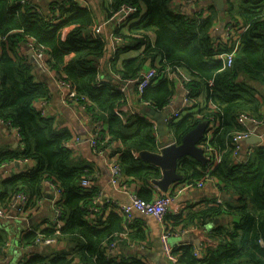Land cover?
I'll return each mask as SVG.
<instances>
[{
  "label": "trees",
  "instance_id": "16d2710c",
  "mask_svg": "<svg viewBox=\"0 0 264 264\" xmlns=\"http://www.w3.org/2000/svg\"><path fill=\"white\" fill-rule=\"evenodd\" d=\"M173 1L110 0L106 6L101 4L104 14L110 17L122 8H132L114 29V35L123 39L122 44L106 58V43L102 33L93 30L96 17L88 3L0 0V119L15 129L18 137L14 149L0 148V165L17 159L33 163L27 170L0 181V206L6 207L15 193L23 192L27 195L25 208H30L43 197L45 182L57 185L60 196L54 207L59 210L62 224L55 227L50 223L38 232L26 231L22 239L25 244H37L39 236H55L66 243L61 252L32 253L24 264H73L75 259L77 264H146L122 253L109 255L111 243L129 247L144 239L143 231L133 216L127 219L109 204L93 203L99 190L96 183L88 188L80 185L83 176L93 175L92 169L83 161H75L72 150L64 146L79 131L57 124L51 115L41 116L35 108L36 102L48 97L49 88L20 52V43L29 41L47 56L48 68L74 89L87 118L104 123L100 139L105 135L109 139L102 146L111 141L119 144L113 152L124 180L149 183L160 177L157 166L134 156V152H155L167 141L181 142L200 122H216L209 144L220 154L219 162L209 169L208 162L185 156L178 160L176 171L182 175L181 183H195L208 174L229 198L166 212L163 221L172 231L179 225H204L223 214L237 219L213 226L210 232L215 242L201 256H196L190 246L173 248L172 253L177 257L176 264H264V142L244 154L241 161H237L241 148L231 143L236 132L245 130L237 121L239 113L264 118V0L228 2L229 15L238 14L245 29L231 64L225 66L218 54L234 46H216L213 42L214 14L179 13L173 10ZM127 50L140 53L118 66L120 54ZM148 67L157 72L164 67L180 68L187 77L183 84L189 91L188 98L193 99L180 118L167 122V140L155 135L153 123L139 107L145 102L158 111L167 107L177 95L176 81L155 77L138 95L133 88L127 89L128 98L133 93L138 106L134 112L124 114L125 120L114 111L125 103L119 86ZM181 107L180 100L176 109L181 111ZM137 194L149 199L140 191ZM124 233L122 239L120 234ZM5 240L0 233V252Z\"/></svg>",
  "mask_w": 264,
  "mask_h": 264
},
{
  "label": "crops",
  "instance_id": "0c3cea01",
  "mask_svg": "<svg viewBox=\"0 0 264 264\" xmlns=\"http://www.w3.org/2000/svg\"><path fill=\"white\" fill-rule=\"evenodd\" d=\"M36 3H49L53 0H34ZM91 6L95 13L96 23L100 26V33H102L105 43H106V53L107 58L112 54L117 46L122 44V40L117 41L114 37V19L113 17L106 16L104 14V7L110 0H86ZM240 0H175L172 2L171 6L174 11L183 13L186 15L201 14L202 16L209 13L214 14V18L211 24V37L213 42L218 46H225L227 26L236 25L234 29L239 28V32L243 31L241 27L242 22L238 14L233 13V17L228 13V2H233L237 4ZM236 32V31H235ZM20 52L25 54L24 45L20 47ZM140 53V50H127L120 54L119 60L117 62L118 66L121 65L122 60L135 57ZM35 75L43 80L48 88V110L49 115L55 118L57 124H62L63 126H70L78 129V133H85L88 130V119L81 108L73 107L72 105L63 102L60 91L58 90L56 84L51 79L50 76L45 74V72H39L36 69ZM131 88L128 87V90ZM131 91V90H130ZM261 94L263 97V109L264 114V88L261 89ZM182 91L177 89V95L171 100V105L169 109L177 108L181 100ZM130 101L133 107L138 105L135 102V95L132 93L130 95ZM141 107V106H140ZM139 107V108H140ZM255 133L261 134L264 138V124L257 128ZM168 135L162 137V139L167 140ZM18 146V137L16 131H10L4 126H0V148L14 149ZM118 143H116V147ZM241 150L237 155V161H241L244 158L245 151L247 149V144L243 141L241 142ZM73 157L75 161H83L91 167L94 181L96 186L101 191L102 199H109L112 202L128 204L130 203L129 192L137 194L140 191L142 196L149 195V199L157 194V188L155 187L153 180L147 182H141L138 180H133L131 178H125L126 184L129 187L128 191H124L113 185L109 179V172L107 164L102 160L101 157L96 155L90 146L84 141L81 142L77 148L74 149ZM12 162H7L0 166V181L9 178L14 174L25 171L32 166L31 160H16ZM182 181H176L169 185L167 190H170L173 194V199L168 207V213H176L185 207L192 205L198 206L200 203L209 205L214 199L216 201H221L223 199L229 198L227 192L220 191L217 189L215 182L205 181L202 186H197L195 183L191 184V187L183 188ZM192 183V182H191ZM143 187L151 190V193L144 191ZM142 189V190H141ZM138 195V194H137ZM52 196L49 187H45L43 190V197L38 200L34 206H30V211L23 216L15 215L7 217L0 216V233L5 236V244L0 252V264H24L25 261L31 256L32 253H38L43 255H48L50 253L61 252L66 248V243L64 241L58 240L55 244L43 245V244H25L24 234L26 231L38 232L47 226H50L54 220V215L52 211V201L49 199ZM1 205V204H0ZM2 208V206H0ZM108 211V210H106ZM132 216L138 221L137 225L143 231L144 239L136 240L126 246H117L114 249V253H122L125 257L137 258L146 264H169L166 259L161 245H160V234L163 230V224L158 222L155 218L150 215L140 214L136 211H132ZM219 222L214 223L213 220L207 222L204 225L197 224V228H193L191 225L187 227H175L169 236L170 243L173 248L178 249L181 246H190L193 248V253L201 252V244H203L206 239L209 243L213 244L215 242V236L210 232L215 224H224L226 222L235 221L237 216L223 214L219 216ZM138 241V242H137ZM123 248V249H121ZM197 256V255H196ZM73 264H77L75 259Z\"/></svg>",
  "mask_w": 264,
  "mask_h": 264
},
{
  "label": "built area",
  "instance_id": "2783aa9c",
  "mask_svg": "<svg viewBox=\"0 0 264 264\" xmlns=\"http://www.w3.org/2000/svg\"><path fill=\"white\" fill-rule=\"evenodd\" d=\"M77 1L80 5L85 6L87 5L86 0H75ZM20 3H31V0H19ZM39 10L37 7L35 8ZM132 8L126 7L122 8L118 13L113 15L114 19V26H120L123 23V19L125 16L131 12ZM237 27L236 25H228L227 26V35H226V42L224 44H227L226 46H231L233 45L234 47L230 49L229 51H223L222 53L218 54L219 58L222 60L223 65H230L231 60L233 58V55L236 50V46L239 42V28L235 30L234 28ZM93 30L95 33H100V26L95 23L93 26ZM243 30L245 27L241 26ZM236 31V32H235ZM114 37H116L114 35ZM116 40H122V38L116 37ZM23 43L24 46L30 48L33 50L34 54L37 56V59L41 60L42 64L39 66L41 67L42 71L45 72L48 76L51 77V79L54 81L56 84L58 90L61 93L63 102L69 105H72L73 107L81 108L82 109V104H79L76 101V93L74 89L70 86L69 83L64 81L62 78L57 76V74L48 68V66L45 64V60L47 56L40 50H37L33 47L32 43L29 42H21ZM20 43V44H21ZM22 45V47H23ZM21 47V45H20ZM25 49V47H24ZM26 52V51H25ZM159 74V75H158ZM158 75V76H157ZM155 77H166L170 80L176 81L178 85V89H181L182 95H181V101H182V109L181 111L173 108L170 110V113L166 117V122L171 121L173 119H178L182 115V113L185 111L184 108L186 107H191L193 103V99L188 98L189 91L184 87L183 81L187 80V77L183 75V72L178 69H171L170 67H164L161 69L159 72L156 71L155 68H145L139 71L137 76H135L132 79H129L125 85H120L119 89L120 91L124 94L125 96V103L117 106L114 111L115 113L122 118V120H125V113L127 111H132L134 112V107L131 103L130 96L128 98V92L127 89L128 87L133 88L135 91V95H138L142 89L147 86L152 79H155ZM101 82L100 80L97 81V85H99ZM190 101V103H188ZM142 105H148V102L143 103ZM171 105V103L169 104ZM168 105V106H169ZM167 106V107H168ZM35 108L39 112L41 116H46L49 115V110H48V97L46 99H42L41 101H38L35 103ZM212 118V117H211ZM88 119V118H87ZM153 123L155 135L160 137L158 134V126L157 123L154 120L149 119ZM237 121L240 125L245 127L244 131H238L236 132L233 137H232V144L235 146V148H240L241 142L245 138H247L249 135L255 133L257 131V128L262 126L264 124V118L263 119H256L248 114L245 113H239L237 116ZM89 123V128L85 133H77L74 134L70 139L64 142V146L68 149H71L72 152H74V149L78 147V145L81 142L87 143L92 151L98 155L99 157L102 158V160L107 164L108 167V172H109V179L110 182L113 185H116L118 188L128 191L129 187L126 184V181L124 180V177L122 176L121 168L117 162V156L113 152L117 147H116V142L111 141L108 146H102V143L107 141L109 139L108 135H105L104 138L101 140V131L105 129V125L102 121H90L88 119ZM214 121H211L209 124H205V131L202 136V141L199 142V146L203 150V154L206 157V161L208 162V168L211 169L216 163L219 162L220 160V154L216 153L211 145L209 144V139L211 136V130L215 126ZM0 126L6 127L10 131H16L12 127L8 126L7 122H4L0 119ZM17 133V132H16ZM264 142V138H262L261 134L259 135ZM174 142L173 140L167 141L163 144H161L158 148L157 151L167 143ZM257 144L250 145L245 151L246 153H249ZM119 146V144H118ZM241 150V149H240ZM239 150V152H240ZM134 156H138V152L133 153ZM5 164V163H4ZM1 164L0 166H2ZM93 176V175H92ZM91 175H85L81 178L80 180V185L84 187H91L92 185H95V181L92 179ZM205 181H214L213 177L209 176L208 174H205L203 178L200 180L196 181L195 184L197 186H202ZM193 183H182L183 188L191 187ZM49 187L52 193V198L50 199L52 201V211L54 215V220L52 222V225L54 224L55 227H58L62 224V221L58 220V215H59V210L54 207V202L59 198L60 196V189L57 185L52 184L50 182H45L44 187ZM155 187L157 188V194L150 198V199H142L140 198L137 194L134 193H128L129 198H130V203L128 204H123V203H117V202H112L109 199H102L101 196V191L98 190L97 194L93 198V203L97 204L99 202L100 205L102 204H109V207H112L115 211H117L120 215H124L127 219H130L132 217V211H136L140 214H145V215H150L153 218H155L158 222L163 224V230L160 234V245L162 248V251L168 260L169 264H176L177 257L172 253V245L169 241V236L172 233V231H168V229L165 226V223L163 221L164 215L168 210L169 205L172 202L173 199V194L170 190H160L156 185ZM27 199V195L23 192H17L15 193L11 199L10 202L6 207L0 208V216L1 217H7L9 218L10 216L15 215L17 216H23L28 211H30V208H25V203ZM93 211H96V207L91 208ZM107 210V208H106ZM105 210V211H106ZM193 228H197V225H193ZM54 234H58V230H54ZM120 237L125 238L126 233L120 234ZM38 244H43V245H49V244H55L58 242V239H56L55 236H50V237H38L36 239ZM211 243H209V240L206 239V241L201 244V252L204 251V249ZM111 247L109 248V255H112L114 253V249L117 246L116 242L111 243ZM200 252H195V255H199Z\"/></svg>",
  "mask_w": 264,
  "mask_h": 264
},
{
  "label": "water",
  "instance_id": "95a60500",
  "mask_svg": "<svg viewBox=\"0 0 264 264\" xmlns=\"http://www.w3.org/2000/svg\"><path fill=\"white\" fill-rule=\"evenodd\" d=\"M20 45H23L21 43ZM25 47V55L28 57L29 62L34 66L39 72H43L41 67V60L37 59L33 50ZM139 111L143 115H147L149 119L154 120L158 126V134L161 136L168 135L167 132V122L166 117L170 113L169 107L158 111L151 106L142 105ZM205 131V123H198L193 129L187 132L181 139V142L176 143L171 142L164 144L158 151H140L138 152V157L142 160L149 162L160 169V177L153 180L154 185H156L160 190H167L169 185L181 180L182 175L176 171L178 160L185 156H191L196 158L200 162H205L206 157L203 154L202 148L198 145L200 139ZM258 133H253L245 138L243 141L247 144V148L250 145L263 143L261 137ZM15 163L17 161L15 160ZM51 199L52 196H49ZM214 223H218L219 219H213Z\"/></svg>",
  "mask_w": 264,
  "mask_h": 264
},
{
  "label": "rangeland",
  "instance_id": "374dc122",
  "mask_svg": "<svg viewBox=\"0 0 264 264\" xmlns=\"http://www.w3.org/2000/svg\"><path fill=\"white\" fill-rule=\"evenodd\" d=\"M160 137H164V136H161V135H160ZM169 241H170V240H169Z\"/></svg>",
  "mask_w": 264,
  "mask_h": 264
},
{
  "label": "clouds",
  "instance_id": "9594fccd",
  "mask_svg": "<svg viewBox=\"0 0 264 264\" xmlns=\"http://www.w3.org/2000/svg\"><path fill=\"white\" fill-rule=\"evenodd\" d=\"M142 106V105H141Z\"/></svg>",
  "mask_w": 264,
  "mask_h": 264
}]
</instances>
